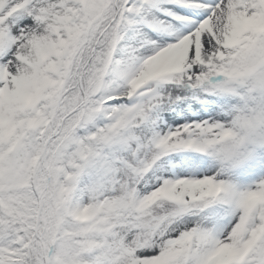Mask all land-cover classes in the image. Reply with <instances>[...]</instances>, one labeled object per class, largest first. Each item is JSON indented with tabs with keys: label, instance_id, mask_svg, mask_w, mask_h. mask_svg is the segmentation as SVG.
Returning <instances> with one entry per match:
<instances>
[{
	"label": "snow or ice",
	"instance_id": "1",
	"mask_svg": "<svg viewBox=\"0 0 264 264\" xmlns=\"http://www.w3.org/2000/svg\"><path fill=\"white\" fill-rule=\"evenodd\" d=\"M0 264H264V0H0Z\"/></svg>",
	"mask_w": 264,
	"mask_h": 264
}]
</instances>
